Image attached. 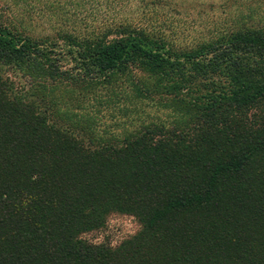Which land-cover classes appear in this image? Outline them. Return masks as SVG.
Segmentation results:
<instances>
[{
    "label": "trees",
    "instance_id": "1",
    "mask_svg": "<svg viewBox=\"0 0 264 264\" xmlns=\"http://www.w3.org/2000/svg\"><path fill=\"white\" fill-rule=\"evenodd\" d=\"M134 2L57 0L71 22L44 38L0 22V264H264V24L243 18L181 48L149 24L105 19ZM127 64L187 121L117 147L54 119L48 81ZM112 215L135 231L111 237Z\"/></svg>",
    "mask_w": 264,
    "mask_h": 264
},
{
    "label": "rangeland",
    "instance_id": "2",
    "mask_svg": "<svg viewBox=\"0 0 264 264\" xmlns=\"http://www.w3.org/2000/svg\"><path fill=\"white\" fill-rule=\"evenodd\" d=\"M188 1L197 5L194 10L185 7ZM55 2L57 0H0V22L34 38L54 36L63 24L71 22L70 7L60 10ZM137 2L141 1H135L131 8L111 10L105 19L124 18L132 24H149L155 32H164L166 38L173 39L181 48L189 45L190 39L243 18H248L253 25L260 20L264 24V3L255 0H241L238 4L225 0H184L176 9L165 0L153 6ZM4 72L5 77L13 78V72ZM154 84V79L141 66L127 64L104 79L48 81L49 87L42 88L49 91L47 100L53 101L54 119L70 122L76 129L89 130L90 136L109 140L119 147L124 139H131L143 127L165 124L166 129H171L187 121L186 106L182 102L176 104L164 93L155 95ZM78 136L91 138L84 133ZM132 221L128 216L112 215L107 233L114 239L132 234L135 231Z\"/></svg>",
    "mask_w": 264,
    "mask_h": 264
}]
</instances>
